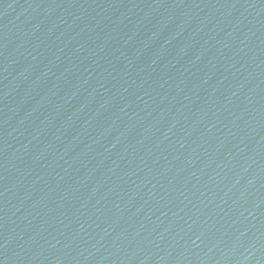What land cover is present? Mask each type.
<instances>
[{"label":"water","instance_id":"1","mask_svg":"<svg viewBox=\"0 0 264 264\" xmlns=\"http://www.w3.org/2000/svg\"><path fill=\"white\" fill-rule=\"evenodd\" d=\"M0 264H264V0H0Z\"/></svg>","mask_w":264,"mask_h":264}]
</instances>
